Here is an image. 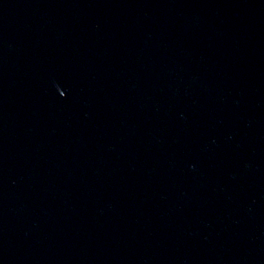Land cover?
Wrapping results in <instances>:
<instances>
[{"label": "water", "instance_id": "1", "mask_svg": "<svg viewBox=\"0 0 264 264\" xmlns=\"http://www.w3.org/2000/svg\"><path fill=\"white\" fill-rule=\"evenodd\" d=\"M0 264H264V0H0Z\"/></svg>", "mask_w": 264, "mask_h": 264}, {"label": "snow or ice", "instance_id": "2", "mask_svg": "<svg viewBox=\"0 0 264 264\" xmlns=\"http://www.w3.org/2000/svg\"><path fill=\"white\" fill-rule=\"evenodd\" d=\"M62 95H63V93H62Z\"/></svg>", "mask_w": 264, "mask_h": 264}]
</instances>
